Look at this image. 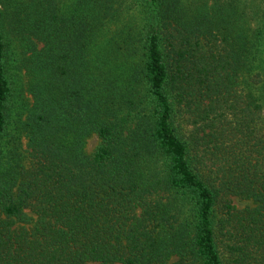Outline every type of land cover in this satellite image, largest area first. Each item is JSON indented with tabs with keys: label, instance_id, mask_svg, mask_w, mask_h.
<instances>
[{
	"label": "trees",
	"instance_id": "16d2710c",
	"mask_svg": "<svg viewBox=\"0 0 264 264\" xmlns=\"http://www.w3.org/2000/svg\"><path fill=\"white\" fill-rule=\"evenodd\" d=\"M120 3L0 0V264H264V0H142L100 43Z\"/></svg>",
	"mask_w": 264,
	"mask_h": 264
},
{
	"label": "rangeland",
	"instance_id": "374dc122",
	"mask_svg": "<svg viewBox=\"0 0 264 264\" xmlns=\"http://www.w3.org/2000/svg\"><path fill=\"white\" fill-rule=\"evenodd\" d=\"M21 0H1L3 3H9L11 6L18 3ZM212 0H208L211 2ZM73 2V0H57L58 9L61 11L66 10L68 6ZM3 8V5H2ZM142 0H121L119 6V14L116 19L110 22L102 31V35L99 39V42L102 43L106 34H111L114 31H117L118 28L125 26L137 32L139 27L144 22V12H143ZM150 21H154L152 14L149 15ZM248 25L253 28L254 21L248 22ZM9 40V50L11 55L10 61V71L12 73V78L14 80V89L15 97L14 104L10 111V122L7 129V134L4 138V144L2 147V166L3 160L7 157H17L19 161L26 164L28 163V146H27V136L26 132L23 129L22 121L26 116L25 111L23 110L27 103H30L32 100L31 94L28 92V83L29 78L26 73V69L22 64L23 51L26 46L23 41L18 39L13 33L7 32ZM98 42L99 45H101ZM40 45V43H38ZM258 46V56H260L262 63L264 64V41L259 40L257 42ZM186 130L190 129V126H184ZM98 142L97 136L92 134L86 139L85 150L90 152L94 149ZM12 163V161L10 160ZM232 202L238 206L242 207L245 203L243 200L238 197L233 196Z\"/></svg>",
	"mask_w": 264,
	"mask_h": 264
}]
</instances>
